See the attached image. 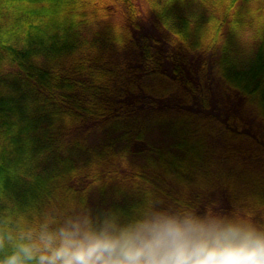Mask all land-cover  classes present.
Instances as JSON below:
<instances>
[{"label":"trees","instance_id":"obj_1","mask_svg":"<svg viewBox=\"0 0 264 264\" xmlns=\"http://www.w3.org/2000/svg\"><path fill=\"white\" fill-rule=\"evenodd\" d=\"M210 207L264 227V0H0V228Z\"/></svg>","mask_w":264,"mask_h":264},{"label":"clouds","instance_id":"obj_2","mask_svg":"<svg viewBox=\"0 0 264 264\" xmlns=\"http://www.w3.org/2000/svg\"><path fill=\"white\" fill-rule=\"evenodd\" d=\"M0 264H264V227L250 213L150 209L120 224L87 215L0 228Z\"/></svg>","mask_w":264,"mask_h":264}]
</instances>
